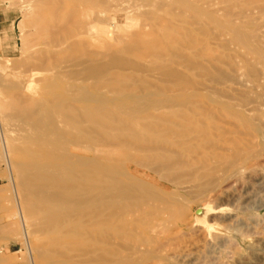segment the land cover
<instances>
[{
	"label": "rangeland",
	"instance_id": "rangeland-1",
	"mask_svg": "<svg viewBox=\"0 0 264 264\" xmlns=\"http://www.w3.org/2000/svg\"><path fill=\"white\" fill-rule=\"evenodd\" d=\"M38 1L40 2L38 3ZM228 1L230 0H0V21H4L0 25V264L51 263V256L46 259L47 256L44 255L56 252L52 243L49 244L52 242L51 237L53 235L46 229L48 219H45L47 218L45 214L49 213L46 209L49 207V203L44 196L47 192L46 184L50 179H54L53 176L46 179L48 174L52 175L53 173L56 175L55 178L58 176L61 178L60 175H67L69 178L67 181L72 182L73 178L68 173L71 171V164L76 165L78 160L81 162L88 159L93 162L92 167L79 170L86 171L87 169L88 171L89 169L90 172L94 173L97 171L96 165L102 166L104 163L103 166L108 170L118 167L115 169L118 171L116 173L125 174L124 178L127 177L123 180L128 181L136 178L139 176L138 171L140 169L136 168L137 165L133 159L135 158L134 151L117 144H123L125 141L133 143L138 135H144V137L154 136L155 133L157 135L158 129L157 136L162 135L164 133L161 130L168 128L171 123L178 125V130L189 132L188 137H190H187V140H190L189 146L185 147L186 150H184L187 151L191 148V151L182 152L179 155L180 159H183L182 161L179 160V156L174 157L176 160L172 156H169L171 159H168V155L158 157V165L164 164L165 166L162 165L164 169L161 167L160 170L157 165V174L150 180L151 184H154H152L153 188L155 187L154 189L158 191H166V188L171 187V185L180 188L185 187V191L182 190L183 188L180 192L172 191L174 197L181 195L183 199L175 202L179 207L172 208L168 217L171 220V227L174 230L176 228L173 233V242L176 241V243L173 244L172 242L167 250L164 249L160 253L158 251L161 250L155 251L156 248H153L154 252L142 264H155V262L158 264H264V110H261L262 104H264V94H261L264 91V77L259 75L260 80H253L258 78V73L264 72V62H262V60L264 61V24L260 25L264 23V13H261L264 12L262 9L264 3L259 2L256 5V1L259 0ZM245 1H253L254 5L250 4L251 6H249L248 2L246 4ZM260 1L264 2V0ZM260 3L263 7L258 12ZM238 5L241 8L240 11ZM241 5L244 6V10H242ZM245 6L249 8L251 13L247 14L248 11ZM251 7L254 11V8H257L255 11L257 15L251 11ZM208 8L215 10L212 11ZM216 9H220V11L217 12ZM207 10L216 11L217 15ZM245 11L247 12L245 13ZM231 13L240 16V19ZM258 13L260 14L258 15ZM242 14H244L243 19L241 18L243 17ZM248 15H252V17L250 18ZM253 15L256 18L260 15L263 17L261 16L257 22ZM205 16L210 20L206 19ZM247 17L249 18L247 19ZM217 18L222 19V22L229 21L233 25L240 23V21L242 23L237 26L232 25L233 28L231 26L230 31L228 30L226 33L223 31L224 34L222 31L220 32L222 29H219L222 22ZM193 19L194 22H189ZM254 19L255 22L251 23V20L254 21ZM196 20L197 22H195ZM205 23H208L209 26ZM250 23L255 25L250 26ZM198 25L201 26V29L205 28V32H208V27L213 32L207 33L205 36L202 34L204 30L201 31ZM83 26L92 28L95 26V29L91 31L93 34L90 32L91 37L75 36L72 38L71 36H74L72 33L75 34ZM244 27L247 32L241 29ZM255 27L260 31H256L258 29ZM197 28L202 35L198 33ZM193 31L194 33H192ZM253 31L260 33L254 34ZM252 32L253 34H251ZM67 36L71 37V40ZM193 36H195L196 42L192 39ZM199 36L205 38L202 39ZM254 36L255 39H253ZM258 37L261 42H259ZM207 40L208 42L205 44ZM190 41L194 43L192 44ZM202 43L205 45L203 46ZM195 45H199V49ZM213 45L217 50L212 47ZM216 45L221 48L219 47V49ZM223 45L230 49L227 48L226 51L229 50L228 52L231 54H228L225 48L223 49ZM72 47L75 50H72ZM241 47L246 49H240ZM248 47L250 49L247 54ZM241 50L242 52H239ZM254 50L255 53H251ZM217 51L222 55L219 56ZM200 52L201 57L200 55L197 57L198 55L195 53L199 54ZM249 53H251L250 57ZM242 54L244 59L241 58ZM244 54L247 55L244 56ZM259 56L260 59H258ZM216 57L222 60L217 62L218 58ZM223 57H226V62ZM209 60H213V63L207 66ZM245 63L246 65L250 64V70ZM221 66L222 69L219 70ZM240 66L242 69H239ZM217 69L222 74L227 71L225 73L228 75L226 74L225 79L224 74L223 79L229 85L228 87L220 74H217L219 73L216 72ZM215 74H217L216 77ZM237 75L240 78L236 77ZM247 75L257 77L251 78L252 81ZM208 78H213L211 83ZM215 78L216 80H214ZM230 78L233 79V85L227 82H231ZM261 80L262 82H260ZM213 81L216 83L221 81L222 83L219 85L226 87L221 86L222 90H220L221 88L215 87L219 85L215 84L214 86ZM234 81L239 84L241 82L243 85H234ZM206 84L209 85V88L206 87ZM245 84L247 85L246 88H244ZM203 85L208 88L207 91ZM234 86H242L244 91L241 87ZM254 86H257L258 90L255 91L254 88L256 87ZM212 87L219 91L212 90ZM223 87L227 90L223 91ZM197 88L201 91L198 92L199 89ZM231 89L236 92L242 90L246 96L243 92L234 93ZM221 91L225 96L223 93L221 94ZM215 92H218V95ZM246 92H249L248 95ZM240 94L243 95L240 96ZM234 95L240 97H234ZM259 95H262L263 98L258 97ZM241 97L245 99L247 97V102L253 101L251 102L252 106L250 105L252 109L246 107L248 104ZM238 98L239 100L236 101ZM254 98L258 100L255 102ZM240 100H243L245 105L243 107L247 109H243V103H240L242 102ZM250 102L248 103L250 104ZM231 103L234 105H232L233 107ZM219 104L223 105L220 107ZM238 105L240 110L237 108ZM227 107L229 111L226 112L224 110ZM253 107L258 108L257 113L253 112ZM260 107L262 108L260 109ZM237 109L241 112L239 113ZM220 110L219 115L218 111ZM242 112L245 116L238 115L243 114ZM232 114L237 116L234 117ZM247 117L250 119L249 122L251 121L248 123L250 128L247 126ZM218 118L223 123L218 121ZM251 123H254V126ZM151 124L157 125L156 128L154 127L156 130L154 128L143 129L142 126H139ZM234 124L236 127L239 125L238 128L231 126ZM244 124L247 125L244 126ZM244 127H248V130ZM257 127L259 130L256 129ZM197 130L198 132L205 130L208 137L198 133ZM193 131L197 133L191 134ZM240 132L244 134L242 135ZM234 133L237 135H233ZM248 133L252 137L250 135L245 136ZM110 134L113 136L112 138H110ZM224 136L225 140L223 139ZM81 137L85 139L80 143ZM202 137L204 139L207 137L208 139H206L210 142L206 139L203 141ZM212 137L215 139V143ZM221 139L224 140L222 145ZM232 139L241 142L234 140L231 142ZM254 139L257 143L254 142ZM72 140L74 143L70 144ZM88 140H92L94 143H91L92 146H88L86 149L85 145L89 142ZM107 143L111 145L108 146ZM201 143L203 144L201 145ZM215 146L222 148V150L215 148ZM239 146H242V149L247 148L241 152L242 149ZM197 147L198 149H196ZM238 150L240 153L237 152ZM16 151L22 152L16 153ZM193 151L199 152L205 158L198 157V163L196 159L197 155H200L198 153L193 154ZM215 151H217L216 154ZM248 151H252V153ZM207 153L209 156L205 155ZM242 153L245 157L242 156ZM224 154L227 158L221 159V157H226ZM182 155L188 159L182 158ZM240 156L242 157L239 159ZM162 157L163 160H161ZM165 158L169 161H166ZM191 159L193 160L192 163L190 162ZM102 161L104 162L101 163ZM172 162L173 164L177 163L174 164L176 168L172 167ZM180 162H185L189 166L184 167V163L181 166ZM25 164L31 173L28 171L29 174H27L28 168L26 166L23 168ZM43 165L46 168L45 172ZM38 166L40 167L38 168ZM48 166H57L61 171L57 168H50L52 173H49ZM120 167H127V169ZM170 167L172 169H169ZM167 168L168 170H166ZM25 170L26 174L24 175ZM111 171L115 172L114 170ZM32 172L34 178L40 174L42 178L37 179L36 177L34 180ZM20 173L23 177L19 175ZM170 173H175V177ZM167 174L169 177L172 176L171 180L166 177ZM173 177H177L179 181L177 179L175 182L172 181L174 180ZM29 180H33V183H29ZM35 181L36 184H34ZM21 187H24L28 192L27 196H30L28 199H26L25 193H20L24 190ZM62 190V188L54 185L50 192L60 195ZM32 191H34L33 195L31 194ZM68 192L72 194L71 190ZM29 200L33 202L31 203ZM27 204H30L28 210H26ZM36 204L41 207L38 208ZM51 208V212H55L54 215L60 213L59 207H57L58 210L54 207ZM206 208H209L212 214L208 213L204 220L197 218L196 211L199 209L203 211ZM179 209L186 210V215L184 212L180 215ZM41 215L45 218L42 217V219ZM180 226L181 229H178ZM23 227L26 229L23 230ZM180 231L181 234L179 235ZM214 237H217V240ZM176 238L177 240H174ZM42 250L46 252L50 250V252L46 253ZM156 253L159 254L157 255L158 258H156Z\"/></svg>",
	"mask_w": 264,
	"mask_h": 264
},
{
	"label": "bare ground",
	"instance_id": "bare-ground-1",
	"mask_svg": "<svg viewBox=\"0 0 264 264\" xmlns=\"http://www.w3.org/2000/svg\"><path fill=\"white\" fill-rule=\"evenodd\" d=\"M231 1V0H230ZM230 1H228V2H230ZM241 1V0H240ZM239 1V2H240ZM254 1V0H253ZM253 1L251 2V1H245V3L246 2H248V5L249 6H251L250 4H253L254 5V3H253ZM40 1H38V3H39ZM227 2V1H226ZM231 2H236V1H231ZM238 2V3H239ZM251 2V3H250ZM259 2H261L262 4L264 3V2H262V1H256V5H257V3H259ZM65 3H66V1H65ZM241 3H243V4H245L244 2H241ZM240 3V4H241ZM261 3H260V8H258V6H256L257 8H254L255 9V11H256V9H257V11L259 10V9H261L262 7H261ZM235 4V3H234ZM233 4V5H234ZM247 4V3H246ZM232 5V6H233ZM239 6V5H238ZM238 6H236V7H238ZM227 7V6H226ZM241 7H242V5H241ZM244 7V6H243ZM242 7V8H243ZM246 7V6H245ZM223 8V7H222ZM228 8V7H227ZM239 8V11H240V6L238 7ZM247 8V11H245V13L247 12V14H249V13H251V12H249L250 10H249V8L248 7H246ZM252 8V7H251ZM205 9V8H204ZM207 9V8H206ZM209 9V8H208ZM262 9H264V7L262 8ZM261 9V10H262ZM35 10V9H34ZM209 10H212V11H214L212 8L211 9H209ZM209 10H207V11H209ZM217 10V9H216ZM219 11H220V9H218ZM218 10H217V12H218ZM234 10H236V9H234ZM242 10H244V8L242 9ZM251 11H254L253 10V8L251 9ZM255 11H254V14H256L255 13ZM209 12H211V11H209ZM216 11L215 12H211L212 14H216L217 13ZM259 12V11H258ZM261 12V11H260ZM201 13V12H200ZM238 13V12H237ZM241 13H242V11H241ZM241 13H239V14H241ZM244 13V12H243ZM261 13H264V12H261ZM219 14H220V12H219ZM228 14H230V13H228ZM231 14H233V13H231ZM260 13H258V15H259ZM217 15V14H216ZM215 15V16H216ZM234 15V14H233ZM244 14H242V16H243ZM257 15V14H256ZM200 16H202V15H200ZM203 16H204V14H203ZM232 16V15H231ZM234 16H236V15H234ZM249 16V15H248ZM255 15H253V18H256V16L254 17ZM262 15H260V17H261ZM264 16V15H263ZM262 16V17H263ZM199 17V16H198ZM206 17V16H205ZM207 17H208V15H207ZM206 17V19H208V20H210L209 18H207ZM250 18L252 17V15L251 16H249ZM249 17H247V19L249 18ZM260 17H258V18H256L257 19V22H258V20H259V18ZM197 18V17H196ZM204 18V17H203ZM234 18V17H233ZM236 18H239L240 19V16L238 17V16H236ZM242 19L244 18V16L243 17H241ZM253 18H252V20H253ZM155 19H157V18H155ZM161 19V18H160ZM195 19V18H194ZM194 19H193V21H189V22H194ZM197 19H200V18H197ZM218 19V18H217ZM231 19H232V17H231ZM238 19V20H239ZM241 19V20H242ZM261 19V18H260ZM202 20V19H201ZM218 20H220V19H218ZM222 20V19H221ZM220 20V21H221ZM237 20V19H236ZM244 20H246V19H244ZM251 20V23L252 22H255V19H254V21H252ZM212 21V20H211ZM224 21V20H223ZM240 21V20H239ZM243 21V20H242ZM263 21V20H262ZM195 22H197V20L195 21ZM200 22V21H199ZM222 22V21H221ZM260 23H261V20L259 21ZM211 23V22H210ZM240 23H242L241 21H240ZM240 23H236V24H234V25H239ZM250 23V26H252V25H255V24H251ZM199 24V23H198ZM206 24V23H205ZM204 24V27L208 24H206L205 25ZM245 24H247V23H245ZM259 24V23H258ZM262 24H264V23H261L260 25H262ZM164 25H165V22H164ZM163 25V26H164ZM191 25H192V23H191ZM213 25H214V23H213ZM217 25V24H216ZM233 24L231 23V22H229V21H224V22H222L221 23V26H220V28L219 29H222V30H220V32L222 31H225V33L226 32H228V30L230 31V27L232 26ZM233 25V26H234ZM248 26H249V24H247ZM93 26V25H92ZM193 26V25H192ZM198 26H200V25H198ZM207 26H209V25H207ZM218 26V25H217ZM233 26H232V28H233ZM42 27H43V25H42ZM194 27H196L195 25H194ZM194 27H192V28H194ZM203 27V26H202ZM246 27V26H245ZM245 27L244 28H241V29H244L245 30ZM258 27V26H257ZM264 27V26H263ZM186 28V27H185ZM207 28V27H206ZM209 29H210V31H209V29H208V32H205L206 30H205V28H202L201 29V26H200V28L199 29H201V31L202 30H204V32L202 33V34H204L205 36L207 35V33H210L211 32V28L210 27H208ZM259 28V27H258ZM258 28H256L255 27V29H258ZM261 28V27H260ZM44 29V28H43ZM93 29H95V26H94V28H92V27H88V26H83V27H81V29H79L78 31H76L75 32V34H73L72 33V35H74V36H71L72 38H74L75 36L76 37H87V36H89V37H91L90 36V34L92 33L93 34V32H91V31H93ZM199 29L197 28V30H198V33L200 34V35H202L201 34V31L199 32ZM214 29V28H213ZM219 29H217V30H219ZM48 30V29H47ZM182 31V30H181ZM246 31V30H245ZM256 31H260V29H258V30H256ZM256 31H253L254 32V34L255 33H260V32H256ZM91 32V33H90ZM213 32V31H212ZM211 32V33H212ZM247 32V31H246ZM253 32L251 33V34H253ZM262 30H261V34H262ZM48 33V32H47ZM65 33V32H64ZM192 33H194V31L192 32ZM224 33V32H223ZM222 33V34H223ZM224 33V34H225ZM232 34V36H233V33H231ZM234 34H236V33H234ZM203 35V36H204ZM237 35V34H236ZM236 35H234V36H236ZM242 35V34H241ZM259 35V34H258ZM263 35V34H262ZM203 36H199V37H202V39L203 38H205V37H203ZM223 36V35H222ZM225 36V35H224ZM226 36H228V35H226ZM256 36V35H255ZM255 36H254V38L253 39H255ZM69 39L71 38V37H69V36H67ZM67 37H66V39H67ZM194 37L195 36H193L192 37V39H194ZM198 36H196V38H197ZM229 37V36H228ZM253 37V36H252ZM191 38V37H190ZM207 38H208V36H207ZM192 39H190L191 41H192ZM197 39H199V38H197ZM196 39V40H197ZM263 39V38H262ZM71 40V39H70ZM81 40V39H80ZM85 40V39H84ZM219 40H221V39H219ZM241 40V39H240ZM256 40H257V37H256ZM258 40H260L259 42H261V39H259V37H258ZM264 40V39H263ZM48 41V40H47ZM190 41V42H191ZM194 41H195V39H194ZM202 41V40H201ZM212 41V40H211ZM213 41H214V39H213ZM228 41H230V40H228ZM196 42V41H195ZM202 42H204V41H202ZM206 42H208V40L207 41H205V44H206ZM216 42V41H215ZM221 42V41H220ZM227 42V41H226ZM242 42H244L243 40H242ZM263 42V41H262ZM77 43V42H76ZM76 43H74L75 45H76ZM192 43V42H191ZM194 43V42H193ZM192 43V44H193ZM230 43V42H229ZM252 43V42H251ZM254 43V42H253ZM78 44V43H77ZM204 44V45H205ZM239 44V43H238ZM257 44H258V42H257ZM264 44V43H263ZM79 45V44H78ZM83 45H85V44H83ZM88 45V44H87ZM202 45H203V43H202ZM203 45V46H204ZM226 45V44H225ZM231 45V44H230ZM234 45H236V44H234ZM242 45V44H241ZM256 45V44H255ZM258 45H260V44H258ZM257 45V46H258ZM207 46H210V45H207ZM217 46V45H216ZM224 46V45H223ZM228 46H229V44H228ZM236 46H238V45H236ZM243 46V45H242ZM244 46H246V45H244ZM76 47V46H75ZM195 47L196 48H198L199 49V45L198 46H196L195 45ZM212 47H214V48H216L214 45L212 46ZM211 47V48H212ZM218 47V46H217ZM220 47V46H219ZM218 47V48H219ZM247 47V46H246ZM73 49L72 50H75L74 49V47H72ZM87 49L89 48V47H86ZM195 48V49H196ZM201 48V47H200ZM203 48V47H202ZM221 48V47H220ZM219 48V49H220ZM225 48V46L223 47V49ZM228 47H226L225 48V51H226V49H227ZM231 48V47H230ZM244 48V47H243ZM242 47L240 48V49H243ZM259 48V47H258ZM264 48V47H263ZM208 49V48H207ZM229 49V48H228ZM244 49H246V48H244ZM243 49V50H244ZM250 48L248 47V49H247V54H248V50H249ZM260 49H262V48H260ZM206 50V49H205ZM216 50H217V48H216ZM230 50V49H229ZM228 50V51H229ZM232 50V49H231ZM234 50H236V48H234ZM253 50V49H252ZM252 50H250V51H252ZM85 51V50H84ZM83 51V52H84ZM228 51H226L228 54H231V53H229ZM258 51V50H257ZM256 51V52H257ZM199 52V50L197 51V53ZM207 52V51H206ZM213 52H214V49H213ZM234 52H236V51H234ZM239 52H242V50L241 51H239ZM259 52V51H258ZM197 53H195V55H198L197 57H199V55L201 54V52L199 53V54H197ZM209 53V52H208ZM207 53V54H208ZM217 53H218V55L219 56H221L220 55V52H218L217 51ZM216 52H215V54H217ZM232 53H233V51H232ZM251 53H255V50L253 51V52H251ZM251 53H249V57H250V54ZM211 54V53H210ZM234 54H236V53H234ZM241 54V53H240ZM239 54V55H240ZM247 54H244V56L245 55H247ZM202 55V54H201ZM201 55H200V57H201ZM209 55V54H208ZM211 56V55H210ZM214 56H217V55H214ZM233 57V56H232ZM243 57V54L241 55V58ZM248 57V56H247ZM246 57V58H247ZM216 58H218V57H216ZM222 58V57H221ZM224 59V61H225V58L226 57H223ZM238 58V57H237ZM240 58V59H241ZM253 58H254V56H253ZM258 58V57H257ZM242 59H244V58H242ZM258 59H260V56H259V58ZM257 59V60H258ZM201 60H203V59H201ZM218 60H222V59H217V62H218ZM234 60H236V59H234ZM234 60H231V61H234ZM249 60H250V58H249ZM254 60H256V59H254ZM198 61H200V60H198ZM204 62H205V60H203ZM210 61V60H209ZM229 61V60H228ZM259 61V60H258ZM207 63H208V61H206ZM216 62V61H215ZM226 62V61H225ZM238 62V61H237ZM262 62H264L263 60H262ZM200 63V62H199ZM210 63H213V60L212 61H210L208 64H207V66L210 64ZM230 63V62H229ZM241 63H242V61H241ZM247 63V62H246ZM246 63H245V65H246ZM255 63H256V61H255ZM206 64V63H205ZM216 64V63H215ZM220 64V63H219ZM225 64V63H224ZM226 64H228V63H226ZM257 64V63H256ZM258 64H260V62H258ZM213 65V64H212ZM220 65H222V64H220ZM228 65H230V64H228ZM227 65V66H228ZM250 65V64H249ZM249 65H246L247 67H249ZM252 66H256V65H253V64H251ZM262 65V64H261ZM205 66V65H204ZM206 66V67H207ZM214 66V65H213ZM217 66V65H216ZM225 66V65H224ZM233 66V65H232ZM215 67V66H214ZM230 67V66H229ZM241 67V66H240ZM263 67V66H262ZM204 68V67H203ZM211 68V67H210ZM218 68V67H217ZM227 68V67H226ZM237 69H238V66L236 67ZM250 68L251 67H249V70H250ZM264 68V67H263ZM205 69V68H204ZM209 69V68H208ZM222 69V66L219 68V70H221ZM225 69V68H224ZM223 69V70H224ZM239 69H242V67L241 68H239ZM244 69V68H243ZM248 69V68H247ZM246 69V70H247ZM262 69V68H261ZM210 70V69H209ZM215 70V69H214ZM213 70V71H214ZM219 70L217 69V71L216 72H219ZM226 70V69H225ZM233 71H234V69H232ZM259 70H260V68H259ZM212 71V70H211ZM240 71V70H239ZM253 71H254V69H253ZM263 71V70H262ZM215 72V71H214ZM215 72V73H216ZM225 72H227V71H225ZM224 72V74H222V72L220 71L219 73H217V74H220V76L222 77V79L226 76V74L228 75V73H225ZM246 72V71H245ZM248 72V71H247ZM250 72V71H249ZM252 72V71H251ZM210 74H211V72H209ZM232 73H234V72H232ZM239 74V72H236V74ZM253 73H255V72H253ZM264 73V72H263ZM263 73H261V74H259L258 73V78L257 79H253V80H260V77H264V75H263ZM206 74H208L207 72H206ZM209 74V75H210ZM217 74H215V77H216V75ZM222 74V75H221ZM236 74H234V75H236ZM248 74H250V73H248ZM203 75V74H202ZM202 75H201V77H202ZM223 75H224V77H223ZM250 75H252V74H250ZM255 75V74H254ZM253 75V76H254ZM256 75H257V73H256ZM259 75H261L260 77H259ZM263 75V76H262ZM203 76H205V74L203 75ZM206 76H208V75H206ZM212 76H213V74H212ZM241 76V75H240ZM247 76H249V75H247ZM229 77H230V75H229ZM236 77H239V75H237ZM250 77V76H249ZM255 77H257V76H255ZM255 77H250L249 79H251V78H255ZM217 78L219 79V77L217 76ZM240 78V77H239ZM238 78V79H239ZM242 78V77H241ZM261 78V79H262ZM207 79V78H206ZM217 79V80H218ZM222 79H221V81H222ZM225 79H226V77H225ZM225 79H223L224 81H225ZM231 79V82H229V81H227L228 83H232V78H230ZM229 79V80H230ZM234 79H236V78H234ZM248 79V80H249ZM208 80L210 81V83H211V80H213V78L211 79V78H208ZM214 80H216V78L214 79ZM237 80V79H236ZM247 80V79H246ZM252 80V79H251ZM252 80V81H253ZM219 81V80H218ZM218 82V83H216V81L214 82V86H215V84H217V85H219V83H222V82ZM240 82V81H239ZM249 82H251V81H249ZM260 82H262V80L260 81ZM204 84V83H203ZM209 84V83H208ZM223 84H224V82H223ZM239 83H237V81H234V85H238ZM240 84H241V82H240ZM239 84V85H240ZM250 84V83H249ZM254 84V83H253ZM257 84V83H256ZM262 84V83H261ZM260 84V85H261ZM207 85V84H206ZM212 85V84H211ZM225 85L228 87L229 85L228 84H226V81H225ZM225 85H219V86H215V87H219V88H221V86H224V87H226ZM231 85H233V83L231 84ZM230 85V86H231ZM241 85H243V84H241ZM259 85V84H258ZM204 86V85H203ZM209 85H207L206 87H208ZM246 84H245V87L244 88H246ZM263 86V85H262ZM199 87V86H198ZM205 87V86H204ZM204 88L205 89V91H207V89L209 88ZM215 87L212 89V88H210V89H212V90H214V91H219V90H215ZM223 87V91L224 90H227L226 88H224ZM234 87H241L242 88V86H234ZM249 87V86H248ZM254 87H256V88H254L255 89V91L256 90H258L257 89V86H254ZM197 89H199V88H197ZM203 89V88H202ZM248 89V88H247ZM246 89V90H247ZM250 89V88H249ZM212 90H211V93H212ZM220 90H222V88L220 89ZM232 90V89H231ZM242 90H243V88H242ZM240 91V92H238V90H237V92L236 91H233L232 90V92H234V93H241V92H243V91ZM245 90V91H246ZM259 90H261V89H259ZM198 92L199 91H201L200 89L199 90H197ZM214 91H213V93H214ZM250 91H252V90H250ZM249 91V92H250ZM254 91V92H255ZM263 91V90H262ZM209 92V91H208ZM249 92H246L247 93V95H248V93ZM210 93V92H209ZM223 92L221 91V94H222ZM244 93V92H243ZM251 93V92H250ZM256 93V92H255ZM204 94V93H203ZM215 94L216 95H218V92L216 93L215 92ZM224 94V93H223ZM229 94H230V92H229ZM257 94V93H256ZM261 94H264V91H263V93L261 92ZM212 95V94H211ZM231 95V94H230ZM241 95H243V94H240V96ZM250 95V94H249ZM198 96V95H197ZM224 96H225V94H224ZM239 95L237 96V95H234V97H240ZM244 96H246V94L244 93ZM254 96V95H253ZM253 96H252V98H253ZM199 97V96H198ZM217 97V96H216ZM231 97V96H230ZM250 97V96H249ZM258 97H262V95L260 96H258ZM263 97H264V95H263ZM262 97V98H263ZM204 98V97H203ZM222 98H224V97H222ZM241 98H243L244 99V102L246 101V100H248L247 99V97H246V99L244 98V97H241ZM210 99V98H209ZM225 99H228L227 97H225ZM231 100H232V98H230ZM229 99V100H230ZM260 99V98H259ZM206 100V99H205ZM234 100V99H233ZM239 100V98L236 100V101H238ZM251 100V99H250ZM254 100H255V98H254ZM258 99H256L255 100V102L257 101ZM261 100V99H260ZM263 100H264V98H263ZM209 101V100H208ZM212 101H214V100H212ZM212 101H210V102H212ZM240 101H242V102H240V103H243V100H240ZM216 102V104H217V102H218V99H217V101H215ZM247 102V101H246ZM245 102V103H246ZM248 102H250V101H248ZM247 102V104L249 105H246V107H250V105H251V102H253V101H251L250 102V104ZM264 103V102H263ZM212 104H213V102H212ZM225 104V103H224ZM261 104H262V102H261ZM260 104V106H262L263 105V108H264V104H262L261 105ZM220 105V107L223 105H221V104H219ZM219 105H217V106H219ZM228 107H229V105L228 104H226ZM233 104L231 103V106H232ZM257 105H259V104H257ZM215 106V105H214ZM234 106V105H233ZM232 106V107H233ZM241 106V105H240ZM243 106H245L244 105V103L242 104V107ZM252 106V105H251ZM254 106H256V105H254ZM70 107V106H69ZM226 107V106H225ZM226 108V110H224V111H229V110H227V109H229V108ZM239 107V105L237 106V108ZM218 108V107H217ZM223 108V107H222ZM234 108H236V107H234ZM240 108V107H239ZM238 108V109H239ZM254 109H255V107H253ZM262 107H260V109H261ZM261 109L262 111L264 110V109ZM24 109V108H23ZM219 109V108H218ZM233 109V108H232ZM237 109V111L240 113L241 111H239ZM243 109H247V108H244L243 107ZM250 109H252L251 107H250ZM253 109V112L254 113H257V109H255L254 110ZM215 110V109H214ZM223 110V109H222ZM234 110H236V109H234ZM249 110V109H248ZM232 111V110H231ZM250 111V110H249ZM262 111H259V112H262ZM219 113V115H220V113H221V110L220 111H218ZM251 112V111H250ZM264 112V111H263ZM231 113H234V112H231ZM237 113V112H236ZM243 113V112H242ZM252 113V112H251ZM215 114H216V112H215ZM253 114V113H252ZM212 115L214 116V114L212 113ZM234 117H236L237 115H234V114H232ZM238 115H244V113L243 114H238ZM216 116V115H215ZM245 116V115H244ZM248 116V115H247ZM258 116V115H257ZM256 116V117H257ZM217 118V117H216ZM240 118H241V116H240ZM249 117H247L246 118V120H248V122H247V124L248 123H250L249 122V120L250 119H248ZM252 118V117H251ZM258 118V117H257ZM243 119H245V118H243ZM259 119V118H258ZM264 119V118H263ZM218 121H221V120H219V118H218ZM253 121H254V118H253ZM222 122V121H221ZM229 122V121H228ZM234 122V121H233ZM189 123V122H188ZM187 123V124H188ZM223 123V122H222ZM254 123H259V122H254ZM254 123H251L252 125L254 124ZM193 124V123H192ZM229 124V123H228ZM231 124V123H230ZM233 124V123H232ZM247 124H244V126L245 125H247ZM260 124H261V121H260ZM263 125V124H262ZM130 126V125H129ZM128 126V127H129ZM139 126H142L141 128H143V129H151V128H156L157 127V125L155 126L154 124H151V125H139ZM159 126V125H158ZM180 126V125H179ZM195 126V125H194ZM203 126V125H202ZM231 126H234V128H238V126L236 127V124H234V125H231ZM248 127H249V124L247 125ZM254 126V125H253ZM180 127H183V126H180ZM198 127H200V126H198ZM247 127V128H248ZM260 127V126H259ZM259 127H257L256 129H258L259 130ZM111 128V127H110ZM117 128H118V126H117ZM121 127H119V129H120ZM134 128V127H133ZM137 128V127H136ZM154 128V129H155ZM178 128V125H175V123H171V125L168 127V128H165V129H162L161 130V132L162 133H164V134H162V135H159V136H157L158 135V133H159V129H158V133H157V135H156V133H155V135L154 136H151V137H144V135L143 136H140V135H138L137 137H135V138H137L136 140H135V142H127V141H125V142H123V144L121 143V144H117V145H119V146H126L127 147V149L129 148V149H131L132 151H134V153H135V158H133V156H132V158L134 159V161L136 162V168L137 169H140L139 171H138V173H139V176L138 177H136V178H133V179H129L128 181L127 180H123V178H124V175L125 174H121L120 172V174H117L118 173V171H116L115 169H117V168H110L111 170H114L115 172H113V171H111V170H108V168H106V167H104L103 165H104V161H102L101 163H103L102 164V166H97L96 165V169H97V171L96 172H90L89 171V169H88V171H87V169H86V171H83V170H79V169H81V168H87V167H92V164H93V162L92 161H90V160H84V161H81V162H79V160L77 161L78 162V164L76 163V165L74 164H71L72 166H71V171L70 172H68V173H70V175H71V177L73 178V181L71 182V181H67V180H69V178H68V176L67 175H60L61 176V178H59V176H58V178L56 177L55 178V176L56 175H54L53 173H52V171H50L49 169L50 168H57L58 169V167L56 166V167H54V166H51V167H49V168H47L48 169V171H49V173H52V175L51 174H48V178H46V179H49V176H53V178L54 179H50V181H48V184H46L47 185V187H46V191L47 192H45V199H46V201L49 203V207L48 206H46V207H48V208H46L47 210H48V214L46 215L45 214V216H47V218H45V217H43V215H41V218L43 217V218H45V219H48V225L46 226V229H48V231H50L51 233H52V239H51V241L52 242H49V244L50 243H52V245H53V247L56 249V252H54L53 254H44L45 255V257H46V259L48 258V256H51L50 257V260H51V263L50 262H47V263H41V264H142V263H144V262H146L145 260H146V258H148V257H150V254L152 253V252H154V250L155 251H158V250H161V251H158L159 253L160 252H163V250L164 249H166L167 250V247L169 248L171 245H172V242H173V233L176 231V228H175V230H174V228L173 227H171V220L168 218L169 217V212H171V209L172 208H174L175 206L178 208L179 206H177L176 205V203L181 199V200H183L182 199V196L180 195V196H177V195H175V197H174V193L172 192L173 190L174 191H181V188H183L182 190L183 191H185V187H178V186H176V187H174V186H172L171 185V187H168V188H166V191H158L157 189H154L153 188V186H152V184H151V180L150 179H152V177L153 176H155L156 174H157V165H158V157L160 158V156L161 155H168V159H171V158H169V156H172L173 158L174 157H176V156H179V155H181V153L183 152V153H185V152H188V151H191V148H189L187 151H185L186 149H185V147L187 148V146H189L188 144H189V141L190 140H187L189 137H188V133L186 132V131H183V130H178L177 129ZM206 128V127H205ZM229 128H231V127H229ZM244 128H246V127H244ZM246 128V129H247ZM250 128V127H249ZM252 128V127H251ZM255 128V127H254ZM109 129V128H108ZM115 129V128H114ZM183 129V128H182ZM186 129V128H185ZM184 129V130H185ZM188 129H190V128H188ZM201 129V128H200ZM256 129H254V130H256ZM121 130V129H120ZM132 130V129H131ZM130 130V131H131ZM156 130V129H155ZM232 130V129H231ZM248 130V129H247ZM80 131H82L81 130V128H80ZM111 131V130H110ZM129 131V132H130ZM134 131V130H133ZM152 131V130H151ZM150 131V132H151ZM154 131V130H153ZM212 131V130H211ZM225 131V130H224ZM107 132H109V130H107ZM127 132V131H126ZM125 132V133H126ZM132 132V131H131ZM135 132V131H134ZM148 133H149V131H147ZM157 132V131H156ZM197 132H198V130H197ZM196 131L194 132H192L191 134H196L197 133ZM205 130H201L200 132H198V133H201V134H205ZM214 132H215V130H214ZM228 132V131H227ZM117 132L115 131V134H116ZM122 133H124V132H122ZM136 133V132H135ZM208 133V132H207ZM212 133V132H211ZM233 133V132H232ZM237 133H239V132H237ZM241 133V132H240ZM88 134V133H87ZM119 134V133H118ZM133 135H134V133H132ZM242 135L244 134V133H241ZM137 135V134H136ZM205 135H207V137H208V134H205ZM225 135V134H224ZM229 135H230V133H229ZM233 135H237L236 133H234ZM250 134L248 133L247 135H245V136H249ZM110 136H111V134H110ZM118 136V135H117ZM124 136V135H123ZM140 136V137H139ZM148 136H150V135H148ZM192 136V135H191ZM213 136L215 137V135L213 134ZM113 136H111L110 138H112ZM115 137V139H117L116 138V136H114ZM126 137V136H125ZM188 137V138H187ZM206 137V138H207ZM247 137H246V140H247ZM250 137H252L251 135H250ZM253 137H255V136H253ZM82 138V137H81ZM119 138V137H118ZM205 138V139H206ZM213 138V137H212ZM85 138H82L81 139V141H80V143L81 142H83V140H84ZM102 140H104L103 138H101ZM205 139L202 137V140L203 141H205ZM208 139V138H207ZM206 139V140H207ZM217 139L220 141V139L217 137ZM216 139V140H217ZM223 139L225 140V136L223 137ZM227 139V138H226ZM251 139V138H250ZM249 139V140H250ZM256 139V138H255ZM255 139H254V142H256L255 141ZM96 140V139H95ZM112 140V139H111ZM215 139L213 138V142L215 143V141H214ZM217 140V141H218ZM224 140H222L221 139V145L223 144V142L222 141H224ZM239 141V140H237V139H232L231 140V142L232 141ZM242 140V139H241ZM245 140V141H246ZM252 140V139H251ZM89 142H87V145H85V148L86 147H88V146H92V145H90L91 143H94V141H92V140H88ZM106 141V140H105ZM104 141V142H105ZM195 141V140H194ZM202 141V142H203ZM207 141H209L210 142V140H207ZM219 141L217 142L218 144H219ZM102 141H100V143H101ZM107 142V141H106ZM106 142H105V144H106ZM111 142V141H110ZM195 142H199V141H195ZM228 143H229V140L227 141ZM227 142H225V143H227ZM239 142H241V141H239ZM250 142H252V141H250ZM72 143H74V141L72 140V142L70 143V144H72ZM99 143V142H98ZM103 143V142H102ZM112 143V142H111ZM190 143H192V142H190ZM204 143V142H203ZM203 143H201V145L203 144ZM211 143H212V141H211ZM224 143V144H225ZM257 143V142H256ZM194 144V143H193ZM233 144H234V142H233ZM242 144V143H241ZM249 144H251V143H249ZM248 144V145H249ZM107 145L109 146V145H111V144H108L107 143ZM113 145V144H112ZM257 145V144H256ZM20 146V145H19ZM70 146V145H69ZM115 146H116V144H115ZM193 146V145H192ZM207 146H208V144H207ZM213 146V145H212ZM237 146V145H236ZM71 147V146H70ZM113 147V146H112ZM118 147V146H117ZM125 147V148H126ZM195 147V146H194ZM201 147H203V146H201ZM217 146H215V148H216ZM229 147V146H228ZM238 147V146H237ZM239 147H241L240 149H242V146H239ZM244 147V146H243ZM249 147V146H248ZM252 147V146H251ZM91 148H93V147H91ZM204 148V147H203ZM202 148V149H203ZM206 148V147H205ZM213 148V147H212ZM218 148V147H217ZM225 148H226V144H225ZM234 148V147H233ZM247 147H245V148H243V149H246ZM87 149V148H86ZM185 149V150H184ZM193 149H195V148H193ZM196 149H198V147L196 148ZM210 150H211V147L209 148ZM218 149H221L222 150V148H218ZM227 149V148H226ZM226 149H224L225 151H226ZM229 149V148H228ZM243 149H242V151L241 152H243ZM24 150V149H23ZM72 150V149H71ZM205 150V149H204ZM206 150H207V148H206ZM210 150H209V153H210ZM221 150H220V152H221ZM234 150H236V148H234ZM250 150V149H249ZM197 151V150H196ZM218 151V150H217ZM217 151H215V154H216V152ZM227 151H230V150H227ZM255 151V150H254ZM19 152H22V151H16V153H19ZM205 152V151H204ZM207 152V151H206ZM205 152V153H206ZM232 152V151H231ZM234 152H236V151H234ZM237 152H239V150L237 151ZM248 152H251L252 153V151H248ZM16 153H14V154H16ZM133 153V152H132ZM195 153H198L199 154V152H194L193 151V154H195ZM212 153H214V152H212ZM240 153V152H239ZM244 153H245V151H244ZM244 153H242V156H243V154ZM122 154V153H121ZM123 154H126V153H123ZM190 154V153H189ZM221 154V153H220ZM226 154H227V152H226ZM229 154H230V152H229ZM246 154V153H245ZM197 155V154H196ZM200 156H198L197 155V159H196V161L198 162V157H201L202 156V154H199ZM205 155H208V153L207 154H205ZM212 155V154H211ZM234 155V154H233ZM238 155H240V154H238ZM238 155H236L237 157H238ZM250 155V154H249ZM184 155H182V158H186V156L185 157H183ZM195 156V155H194ZM209 156V155H208ZM224 156H226L225 154H224ZM242 156H240L239 157V159L242 157ZM246 156H248V155H246ZM17 157H19V156H17ZM126 157H128V156H126ZM203 157V156H202ZM219 157H220V155H219ZM243 157H245V156H243ZM253 157H254V155H253ZM24 158V157H23ZM124 158V157H123ZM122 158V159H123ZM181 157L179 156V160L180 161H182L181 159H180ZM190 158H192V157H190ZM189 158V159H190ZM203 158H205V157H203ZM216 158V157H215ZM222 158H227V156L226 157H221V159ZM28 160H29V158H27ZM117 159V158H116ZM121 159V160H122ZM127 159V158H126ZM129 159V158H128ZM133 159H131L132 161H133ZM164 158L162 157V159L161 160H163ZM166 159V158H165ZM168 159H166V161H169ZM175 159V158H174ZM186 159H188V158H186ZM192 159H194V158H192ZM191 159V163L193 162V160ZM247 159V158H246ZM23 160V159H22ZM31 160V159H30ZM106 160V159H105ZM109 160V159H108ZM117 160H119V158L117 159ZM120 160V161H121ZM176 160V159H175ZM175 160H172V161H175ZM177 160H178V158H177ZM195 160V159H194ZM100 161V160H99ZM120 161H118V162H120ZM130 161V160H129ZM133 161V162H134ZM166 161H164V162H166ZM225 161V160H224ZM246 161V160H245ZM95 162V161H94ZM122 162V161H121ZM126 162V161H125ZM170 162H171V160H170ZM178 163H179V161H177ZM39 163V162H38ZM73 163V162H72ZM132 163V162H131ZM156 163V164H155ZM160 163V162H159ZM176 163V162H175ZM174 163V164H175ZM182 163H184L185 164V166L184 167H186L188 164H186L185 162H182ZM181 162H180V165L182 166V165H184V164H182ZM191 163H190V166H191ZM199 163V162H198ZM197 163V164H198ZM96 164V163H95ZM107 164V163H106ZM122 165H124V163H121ZM172 164H173V162H172ZM172 165V167L174 166L175 167V165L177 164H175V165ZM16 165V164H15ZM101 165V164H100ZM111 165V164H110ZM113 165H114V163H113ZM163 166H165L164 164H162ZM161 165V163H160V165H158V167L160 168V170H161V167L163 168V166ZM169 165V164H168ZM17 166V165H16ZM19 166V165H18ZM20 166H22L21 164H20ZM19 166V167H20ZM26 166V164L23 166V168ZM33 166V165H32ZM37 166V165H36ZM108 166V165H107ZM129 166H131V165H129ZM171 166V165H170ZM181 166H180V168H181ZM189 166V165H188ZM27 167V166H26ZM40 166H38V168H39ZM43 167H44V165H43ZM132 167V166H131ZM193 167V166H192ZM28 168V167H27ZM36 168V167H35ZM45 168V167H44ZM43 168V170H44V172H45V170H46V168L44 169ZM121 168V167H120ZM123 169H127V167H122ZM121 168V169H122ZM176 168V167H175ZM22 169V168H21ZM29 169V168H28ZM27 169V174H29L28 173V171L30 172V169L28 170ZM164 169V168H163ZM169 169H172L171 167L169 168ZM19 170V169H18ZM18 170H16V171H18ZM41 170V169H40ZM43 170H42V172H43ZM56 170V169H55ZM58 170H60V168L58 169ZM78 170V171H77ZM166 170H168V168L166 169ZM179 170V169H178ZM177 170V171H178ZM57 171V170H56ZM61 171V170H60ZM123 171V170H122ZM159 171V170H158ZM25 173H24V175L26 174V170L24 171ZM39 172V171H38ZM100 172H101V174H100ZM105 172H106V174H105ZM117 172V173H116ZM127 172V171H126ZM160 172V171H159ZM164 172V171H163ZM31 173V172H30ZM35 173V172H34ZM60 173V172H59ZM105 174V175H103V174ZM115 173V174H114ZM123 173H125L124 171H123ZM17 174V173H16ZM22 173H20L19 175H21ZM32 174H33V172H32ZM133 174V173H132ZM172 176H174V175H176L175 173L174 174H172V173H170ZM18 175V174H17ZM41 175V174H40ZM40 175H38V177H37V179H39V177H40ZM42 175H44V174H42ZM158 175H160V174H158ZM22 177H23V175H21ZM27 176V175H26ZM45 176H46V174H45ZM133 176V175H132ZM132 176H131V178H132ZM135 176V175H134ZM171 176V177H172ZM21 177V179H22V181H23V178ZM32 177L34 178V174L32 175ZM31 177V178H32ZM35 177V178H36ZM166 177H169L168 176V174L166 175ZM171 177H169V180H171L170 178ZM175 177V176H174ZM173 177V178H174ZM179 177H180V175H179ZM26 178V177H25ZM35 178H34V180H35ZM40 178H42V177H40ZM43 178H45V177H43ZM51 178V177H50ZM125 178L127 179V177L125 176ZM124 178V179H125ZM129 178H130V176H129ZM181 178V177H180ZM179 178V179H180ZM156 179V178H155ZM166 179V178H165ZM177 179V177L176 178H174V180H172V181H177L176 180ZM17 180H18V176H17ZM20 180V179H19ZM168 180V179H167ZM181 180V179H180ZM261 180H262V178H261ZM28 181V180H27ZM33 181V180H32ZM32 181H30L29 180V183H33ZM126 181V182H125ZM163 181V180H162ZM179 181V180H178ZM21 182V181H20ZM25 182V181H24ZM45 182H47V181H45ZM156 182V181H155ZM171 183V181H168V183ZM260 182V181H259ZM264 182V181H263ZM42 183V182H41ZM157 183V182H156ZM184 183V182H183ZM187 183V182H186ZM34 184H36V181H35V183ZM43 184V183H42ZM44 184V185H45ZM32 185V184H31ZM54 185H56V186H58V187H60V188H62L63 190L60 192V195H55V194H52V192H50L51 191V189H52V187L54 186ZM154 185V184H153ZM159 185V184H158ZM161 185V184H160ZM167 185H169V184H167ZM261 185V184H260ZM35 186V185H34ZM163 186V185H162ZM185 186V185H184ZM33 187V186H32ZM24 188V187H23ZM22 187H21V189H23ZM160 188V187H159ZM58 189V188H57ZM69 190H71L72 191V194L71 193H69L68 191ZM39 191H40V189H39ZM38 191V192H39ZM33 192V193H32ZM31 192V194L33 195L34 194V191H32ZM38 192H36L37 194H38ZM20 193H25L26 194V196L28 195V192L25 190V188H24V190H22V192H20ZM22 194V195H23ZM187 194V193H186ZM26 196H25V198H26ZM24 197V196H23ZM30 196H27V198L26 199H28ZM35 197H37L36 195H35ZM20 198V197H19ZM30 202H31V200H29ZM33 202V201H32ZM31 202V203H32ZM43 202V201H42ZM41 202V203H42ZM176 202V203H175ZM181 202V201H180ZM19 203V202H18ZM28 203V202H27ZM46 203V202H45ZM180 204V203H179ZM30 204H27L26 205V208H24V209H26V210H28V209H30V206H29ZM36 206L38 207L39 205H37L36 204ZM42 206H43V204H42ZM41 207V206H40ZM40 207H38V208H40ZM51 207H54V208H57V207H59L60 208V213H57V214H55L54 215V213L53 212H51ZM53 208V209H54ZM176 208V209H177ZM203 209V208H202ZM202 209H199V211H197V218H199V219H201V220H204V218L208 215V213H210V210H209V208L207 209H205V210H203V211H201ZM40 210H42V209H40ZM57 210H58V208H57ZM35 211V210H34ZM37 211V210H36ZM43 211H44V209H43ZM185 211L186 210H184L183 211V209H179V213H180V215L182 214V212H184V214L186 215V213H185ZM26 212V211H25ZM28 212V211H27ZM33 212V211H32ZM45 212V211H44ZM174 212V211H173ZM176 212V211H175ZM31 213V212H30ZM35 213V212H34ZM53 213V214H52ZM59 214V215H58ZM210 214H212V213H210ZM22 215V214H21ZM25 215H27V214H25ZM37 215H39L38 213H37ZM37 215H35V216H37ZM54 215V216H53ZM31 216H33L32 214H31ZM31 216H29V217H31ZM40 216V215H39ZM178 216V215H177ZM40 218V219H41ZM42 218V219H43ZM166 218H167V220H166ZM170 218H171V216H170ZM172 218H174V217H172ZM189 218V217H188ZM210 218H212V217H210ZM23 219V218H22ZM30 219V218H29ZM169 219V220H168ZM173 220V219H172ZM187 220V219H186ZM189 220V219H188ZM192 220V219H191ZM197 220V219H196ZM211 220V219H210ZM209 220V221H210ZM176 221V220H175ZM178 221V220H177ZM176 221V222H177ZM200 221V220H199ZM29 222V221H28ZM179 222V221H178ZM184 222V221H183ZM202 222V221H201ZM212 222V221H211ZM30 223V222H29ZM180 223V222H179ZM192 223V222H191ZM197 224V223H196ZM203 224V223H202ZM207 224V223H206ZM174 225V224H173ZM198 225V224H197ZM208 225V224H207ZM23 226V225H22ZM178 226V225H177ZM196 226V225H195ZM194 226V227H195ZM203 226H205V225H203ZM193 227V228H194ZM211 227H213V226H211ZM217 227V226H216ZM178 228V227H177ZM199 228V227H198ZM209 228H210V226H209ZM23 230H25L26 228H22ZM178 229H181V226L178 228ZM200 229V228H199ZM203 229V228H202ZM183 230V229H182ZM178 231V230H177ZM204 231V230H203ZM210 231V230H209ZM32 232V231H31ZM50 232H49V234H50ZM207 232V231H206ZM48 233V232H47ZM49 234H47V235H49ZM181 234V231L179 232V235ZM211 234H213V232H211ZM27 236H28V234H26ZM45 235V234H44ZM43 235V236H44ZM176 236V235H175ZM190 236V235H189ZM215 238V237H214ZM29 239V238H28ZM46 239V238H45ZM49 239V238H48ZM216 240H217V237L215 238ZM174 240H177V238L176 239H174ZM215 241V240H214ZM218 241H219V239H218ZM40 242H42V241H40ZM43 242H45L46 243V241H43ZM174 243H176V241H174L173 242V244ZM41 244V243H40ZM48 244V245H49ZM43 245V244H42ZM42 245H40V246H42ZM47 245V246H48ZM180 246H181V244H180ZM46 247V246H45ZM52 247V248H53ZM209 247V246H208ZM213 247H214V245H213ZM49 248H50V246H49ZM48 248V249H49ZM153 248H156V249H154L153 250ZM50 250H51V248H50ZM50 250H48V252H50ZM46 252L45 250H42V252ZM41 252V251H40ZM48 252H46V253H48ZM52 253V252H51ZM42 254V253H41ZM154 255H155V253H154ZM157 255H159V254H157L156 253V258H158L157 257ZM152 257H153V255H152ZM169 257V256H168ZM263 257V256H262ZM184 258H186L185 256H184ZM49 259V258H48ZM168 260L170 259V258H167ZM181 259V258H180ZM199 259V258H198ZM152 260H154V259H152ZM151 260V261H152ZM170 260H172V259H170ZM155 261V260H154ZM36 262V261H35ZM167 262V261H166ZM170 262V261H169ZM171 263H173V262H171ZM37 264H38V262H37ZM147 264V263H146ZM155 264H158V263H156L155 262ZM168 264H170V263H168Z\"/></svg>",
	"mask_w": 264,
	"mask_h": 264
},
{
	"label": "crops",
	"instance_id": "crops-1",
	"mask_svg": "<svg viewBox=\"0 0 264 264\" xmlns=\"http://www.w3.org/2000/svg\"><path fill=\"white\" fill-rule=\"evenodd\" d=\"M4 22V21H3ZM3 22L2 21H0V25H2L3 24Z\"/></svg>",
	"mask_w": 264,
	"mask_h": 264
},
{
	"label": "water",
	"instance_id": "water-1",
	"mask_svg": "<svg viewBox=\"0 0 264 264\" xmlns=\"http://www.w3.org/2000/svg\"><path fill=\"white\" fill-rule=\"evenodd\" d=\"M197 212V211H196Z\"/></svg>",
	"mask_w": 264,
	"mask_h": 264
}]
</instances>
